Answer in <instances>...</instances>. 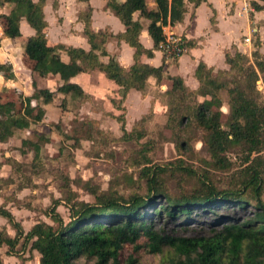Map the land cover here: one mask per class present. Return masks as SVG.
Listing matches in <instances>:
<instances>
[{
  "label": "trees",
  "instance_id": "16d2710c",
  "mask_svg": "<svg viewBox=\"0 0 264 264\" xmlns=\"http://www.w3.org/2000/svg\"><path fill=\"white\" fill-rule=\"evenodd\" d=\"M154 1L156 9L150 8L149 0H108L107 6L126 26L125 31L116 35L108 30L94 31L91 10L83 12L80 18L85 22V34L91 45L89 50L49 43L44 11L46 0H0V6L12 5L9 13L0 14V22L4 35L10 38L21 36L22 19L35 29L36 33L24 45V55L34 62L32 70L38 76L59 75L63 80L58 91L65 95L61 104L65 110L76 107L70 99L82 102L88 98L79 85L70 82L81 72H103L119 85L121 100L131 89L146 91L152 76L158 83L168 78L171 86L163 93L168 107L164 126L180 130L177 134L180 139L176 143L183 150L201 132L210 159L202 160L205 166L201 169H194L184 157L156 164L148 155L150 148L143 147L132 165L140 167L137 181L145 182V195L137 192L126 195L114 189L101 192L97 187H89V192L96 198L91 203L76 199V194L70 191L69 223H65L56 210L58 200L50 210L55 224L39 221L27 233L13 213L0 205V215L17 228L14 237L0 228V247L7 245L14 251L23 238V245L31 242V249L40 253L39 264H141L135 254L156 255L166 249L173 253L168 264H264V96L258 89V81L263 78L264 82L261 41L259 38L255 40L251 56L239 50L228 51L227 69H215L201 62L195 73L200 86L189 90L182 77L166 75L163 65L156 67L141 58L143 55L154 56V51L166 41L164 27L184 19L189 2L198 6L206 0ZM252 4L255 10L264 11V4L258 1ZM137 12L149 20L148 30L154 42L152 48H146L140 41L143 25L140 19H135ZM114 37L135 49V61L129 68L122 66L107 51V42ZM63 51L70 57L68 62L62 60ZM105 56H109L108 61L102 60ZM0 72L6 78L14 76L9 64L0 63ZM34 86L37 87L36 82ZM54 97L55 92L37 88L33 96L22 98L24 109L20 111L18 102H4L0 96V142L7 141L16 129L27 128L32 121H42L44 109L40 104L32 105L34 98L49 103ZM225 102L229 106L226 121L222 110ZM117 118L123 123L127 139L137 141L144 136L137 129L128 132L124 116ZM147 120L148 115L142 117L135 127H146ZM92 126L90 120L85 123V127ZM191 130L195 134L184 137L183 134ZM40 138L48 140L46 135ZM22 144L32 147L34 160L40 157L39 141L24 139ZM229 152H237L242 161L240 167L231 173L228 186L221 187L215 171L233 169ZM2 165L3 161H0V168ZM174 180L181 186L179 193L169 188V182ZM158 199L165 202L158 205ZM229 206H252L255 211L245 219L229 217L221 227L202 236L175 235L155 225L156 218L163 214L168 222L185 223L193 218L195 210L214 213L219 207ZM128 245L134 249V254L125 258L123 249ZM82 258L87 261L80 262Z\"/></svg>",
  "mask_w": 264,
  "mask_h": 264
},
{
  "label": "rangeland",
  "instance_id": "374dc122",
  "mask_svg": "<svg viewBox=\"0 0 264 264\" xmlns=\"http://www.w3.org/2000/svg\"><path fill=\"white\" fill-rule=\"evenodd\" d=\"M260 81L258 89L264 96L263 78ZM224 97L226 98V94ZM16 99L18 104L20 103L18 110L22 111L24 109L22 98ZM222 110L223 120L226 121L229 112L226 102ZM163 119V116L149 114L146 127H125L128 132L137 129V132L144 133V136L136 141L124 136L123 127H99V121L90 119L89 116L82 118L73 114L60 115L58 112L44 111L43 121L39 123L32 121L29 128L21 129L14 141L0 146V160L5 162V166L0 168V205L13 213L15 220L27 233L39 221L55 224L51 219L50 210L58 200L56 210L64 222L69 223L70 191L76 194V199L91 203L95 202L96 198L89 192V187H97L101 192L114 189L126 195L134 192L145 195L147 190L145 182L137 181L140 167L132 165L134 157L143 147L150 148L148 155L156 164L184 157L194 169L204 167L202 160L210 159L211 155L202 139V133L198 132L189 144L185 145V150L179 149L176 140L180 139L177 135L180 130L165 127ZM89 120L93 126L85 127ZM194 134L195 132L191 130L183 135L186 137ZM42 135H46L48 140L41 139ZM24 139L40 142L39 158L34 160V150L30 145L22 144ZM183 151L184 154H181ZM228 155L234 162L233 169L215 171L221 187L228 186L231 173L240 167L242 161L237 152H229ZM180 187L175 180L169 182V188L175 193L180 192ZM157 201L158 205L165 202L163 199ZM254 211L252 206L219 207L214 213L195 210L192 212L193 218L185 223L168 222L163 214L156 218L155 225L175 235L202 236L209 235L214 229L221 227L229 217L245 219L252 216ZM0 228L12 237L17 234V228L2 215ZM23 241L21 238L14 251L9 250L7 245L0 247L2 264H39L40 253L31 249V242L23 245ZM132 254L134 249L130 245L123 249V257L127 258ZM172 254L166 249L162 254L144 253L135 256L139 258L141 264H168ZM86 261V258L80 260ZM90 262L93 263L94 260Z\"/></svg>",
  "mask_w": 264,
  "mask_h": 264
},
{
  "label": "crops",
  "instance_id": "0c3cea01",
  "mask_svg": "<svg viewBox=\"0 0 264 264\" xmlns=\"http://www.w3.org/2000/svg\"><path fill=\"white\" fill-rule=\"evenodd\" d=\"M253 1L264 4L263 0ZM107 2L108 0H46L44 11L48 22L46 33L49 43L89 50L91 45L85 34V22L80 18L87 10H91V27L94 31L108 30L115 35L125 31L126 26L107 6ZM149 2L150 8L156 9V2ZM11 8L12 5L0 6V14L9 13ZM134 16L143 25L141 43L146 48H152L154 42L148 30L149 20L140 17L138 12ZM20 28L21 36L10 38L4 35L0 22V63L11 65L14 73L13 78H6L0 72L2 101L17 102V97L33 96L37 88H47L55 92L53 101L44 103L41 98L32 100L33 106L40 104L46 112L73 114L82 118L89 116L90 119L99 121V127H122L123 123L118 116H124L125 127H135L142 117L149 114L163 116L165 124L168 107L163 100V93L170 88L171 81L164 78L158 83L154 76L149 78L146 91L131 89L126 98L121 100L119 85L107 78L103 72H81L72 77L70 82L79 85L88 98L82 102L70 99V103L76 107L65 110L61 106L65 95L58 91L63 80L59 75L40 77L33 72L34 62L24 55V45L36 31L26 19L21 20ZM164 30L167 36L175 35L182 37L186 43L189 42L188 51L178 59L171 60L165 57L161 49H156L153 57L143 55L141 59L156 67L163 65L166 75L182 77L189 90H196L200 86L195 73L201 62L215 69H227L229 65L226 62V53L239 50L251 55L255 48L253 42L257 38L261 41L260 52L264 56V11L254 10L247 13L242 9L241 0H206L198 6L189 2L184 19L174 25H166ZM246 37L251 38V43H245ZM106 47L109 54L115 56L125 68L133 65L135 49L127 42L114 37L107 42ZM61 57L65 62L70 60L64 51ZM102 60L108 61L109 56L102 57ZM20 131L21 129H16L7 141L0 142V146L14 141ZM4 166L3 161L1 168Z\"/></svg>",
  "mask_w": 264,
  "mask_h": 264
},
{
  "label": "built area",
  "instance_id": "2783aa9c",
  "mask_svg": "<svg viewBox=\"0 0 264 264\" xmlns=\"http://www.w3.org/2000/svg\"><path fill=\"white\" fill-rule=\"evenodd\" d=\"M243 11L250 13L255 10L252 0H241ZM245 43H251V38L246 37ZM160 49L164 52L167 59L176 60L186 53L189 49L186 41L182 37L168 35L166 41L161 43Z\"/></svg>",
  "mask_w": 264,
  "mask_h": 264
},
{
  "label": "water",
  "instance_id": "95a60500",
  "mask_svg": "<svg viewBox=\"0 0 264 264\" xmlns=\"http://www.w3.org/2000/svg\"><path fill=\"white\" fill-rule=\"evenodd\" d=\"M260 83H261V81L259 80V81H258V84L260 85ZM258 87L260 88V86H258Z\"/></svg>",
  "mask_w": 264,
  "mask_h": 264
}]
</instances>
